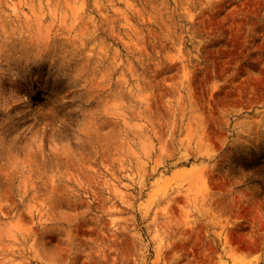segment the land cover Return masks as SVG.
Here are the masks:
<instances>
[{"label":"rangeland","instance_id":"obj_1","mask_svg":"<svg viewBox=\"0 0 264 264\" xmlns=\"http://www.w3.org/2000/svg\"><path fill=\"white\" fill-rule=\"evenodd\" d=\"M0 264H264V0H0Z\"/></svg>","mask_w":264,"mask_h":264}]
</instances>
